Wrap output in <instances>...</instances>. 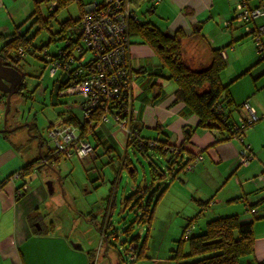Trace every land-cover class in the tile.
I'll return each instance as SVG.
<instances>
[{"label": "crops", "instance_id": "1", "mask_svg": "<svg viewBox=\"0 0 264 264\" xmlns=\"http://www.w3.org/2000/svg\"><path fill=\"white\" fill-rule=\"evenodd\" d=\"M83 1L84 12L97 0ZM248 4L253 8L259 5L264 7L263 0H248ZM11 5V0H0L1 17L7 12L6 19L11 20L13 16L10 12ZM233 7L232 0H162L152 9L148 6L147 10L151 14H161L159 19L163 20L164 25L160 26L164 31L173 35L176 31L185 33L182 54L190 68L198 70L209 67L214 57V50H225L226 68L222 70L219 78L222 84L229 85L228 100L232 101L231 108L235 109L236 106L249 102L258 115H264V60L255 52L253 41L250 37H246V32L235 26L224 29V23L232 18ZM152 23L154 24V21ZM9 24L7 20L1 23V35L11 33ZM255 24H264V15L256 20ZM138 39L139 44L146 45L140 38ZM152 52L145 50L143 46L136 48L131 46L130 49L131 66H140L145 70L133 79L132 89L137 110L134 125L146 138H154L157 141L168 140L170 145L182 144L185 160L190 155H193L195 160L202 156V160L193 161L191 170L179 173L175 182L180 181L179 185L186 193L181 199L190 209L187 221L201 211L204 215L208 213L207 218L210 217L211 220L217 219L222 214L218 212L220 210L226 214L220 215L223 217L238 215L240 221L252 223L254 226L253 263H264V182L256 179L264 171V121L256 123L245 133L244 142L224 140L219 137L218 132L198 127V117L187 112L184 104L175 103L177 82L169 78L168 70L161 69L159 58L153 50ZM90 56L91 54L87 55L88 58ZM53 82V79H45L36 93L45 94L50 87L48 85H51L49 98L53 104L61 103L67 99V96H62L60 92L56 93L52 86ZM77 102L78 99L74 103ZM79 103L80 101L69 105V111L60 113L54 121L55 124L63 120L78 125L74 121L77 117L73 110H81ZM233 113L235 116L236 112ZM116 127L114 122L106 126L93 124L88 140L95 146L99 162H104L105 156L101 155L103 149L108 155H118L121 160V171L127 166L126 168L131 172L133 166H130L132 161L127 154L129 148L127 137L123 130L116 133ZM3 136L10 147L5 146L0 152V169L9 166L19 152L34 149L31 147L32 143H28L29 138L13 136L12 132ZM35 137L38 139L37 135ZM245 145L254 154V161L249 167L244 168L239 165L238 159ZM122 153L125 154L124 157ZM111 159L113 162V158ZM33 160L30 159L20 167L17 163L18 168L12 173ZM111 161L109 165L114 166L113 163L110 164ZM8 176L3 180L4 182ZM21 182H6L2 188L0 187V228L4 219L8 221L9 228L10 223L14 221L17 227L21 211L19 216L21 232L5 236L0 234V264H93L91 251L82 246L72 245L65 239L63 233L51 231L49 234L44 232L37 234L30 230L25 219L28 212L26 209L24 211V204L16 202L14 195L15 186L20 185ZM204 202H210L205 209L201 205ZM216 207L220 208L216 209Z\"/></svg>", "mask_w": 264, "mask_h": 264}, {"label": "rangeland", "instance_id": "2", "mask_svg": "<svg viewBox=\"0 0 264 264\" xmlns=\"http://www.w3.org/2000/svg\"><path fill=\"white\" fill-rule=\"evenodd\" d=\"M11 1L10 12L14 17L11 15V20H8L7 12L4 13V17L0 14V25L7 20L11 26V33L7 38H12L20 31L23 36L31 40L33 48L19 61L27 75L25 81L27 88L22 94L12 98L11 113L7 121L8 125L17 123L15 126H21L22 124L21 128L15 132L12 131L13 136L28 139L37 135L38 139L35 138L31 142V147L34 148L32 151L19 152L9 166L0 169V183L18 168L17 163L20 167L30 159L35 160L38 157L41 152L40 140L43 142V152H47L46 141L49 139L47 134L49 128L55 124L54 121L60 113L69 111V105L77 104L81 100L73 96L64 98L65 100L61 103L53 104L49 98L52 91L51 85H48L50 87L45 94L36 93L45 81L39 79L44 73L46 64L43 61L44 52L40 50L45 48L49 54H54L58 48L65 46V42L59 41L57 32L64 21L76 20L81 16L79 2L75 0L70 5L55 11L56 9H51L44 0ZM236 1L232 0L234 7L231 17L236 14ZM148 6H150L149 2L137 8L139 19L144 22L154 21V24L160 28L164 25L163 20L159 19L161 14H151L147 10ZM40 14L46 20L41 24L38 22ZM234 26L247 32L245 26H240L237 22H234ZM246 37H250L253 41L252 35ZM53 38L58 41H53ZM131 43L132 48L143 46L145 50L152 52L147 45L139 44L138 38L133 37ZM253 47L256 52L255 41H253ZM77 99L78 102L74 103ZM73 111L80 126L84 125L82 111L78 109ZM5 113V107L0 103V129L5 127ZM240 115L241 113L236 111L235 119H240ZM32 123L36 127L30 133L31 126L28 125ZM119 130L116 127V133ZM5 146L9 148L10 144L0 133V152L5 149ZM127 151L129 160L132 161L128 160V162L130 166H133L131 172L126 168L127 166L121 171V160L118 155H108L103 149L101 155L105 157L102 163L98 161L99 158L94 163L88 164L76 156L71 158L62 156L52 167L40 165L38 172L25 178L30 190L16 202L24 204V211L26 209L27 212L42 216L45 234L51 231L63 233L65 239L72 245L82 246L91 251L93 264H183L206 257L192 256L189 242L181 243L182 229L186 225L190 209L181 199V196H185L186 193L179 185L180 181L175 183L178 178L172 176L168 170L169 167L177 170L178 164L174 163L170 166L168 162L170 155L166 158H160L158 155L149 157L150 155L135 150L132 145ZM124 156L125 154L122 153V157ZM110 161V164L113 163L114 166L109 165ZM151 161L160 165L166 176L162 180L155 181L154 185H152L154 180L150 174ZM146 186H150L151 189L140 193L139 189L145 190ZM164 187H167L166 192L157 203L152 221L148 223L143 219L147 209L145 204L153 193L156 195ZM141 201L144 207L138 204L142 203ZM155 204L156 200L152 202V205ZM218 212L222 213L220 215H226L221 210ZM220 215L219 217H223ZM19 216L17 227L14 221L10 223L9 228L8 221L4 219L0 228L2 236L21 232ZM208 216V213L202 214L197 223L195 222L197 224L195 227H198L194 230L196 233L205 231L207 221L211 220L210 217L207 218Z\"/></svg>", "mask_w": 264, "mask_h": 264}, {"label": "trees", "instance_id": "3", "mask_svg": "<svg viewBox=\"0 0 264 264\" xmlns=\"http://www.w3.org/2000/svg\"><path fill=\"white\" fill-rule=\"evenodd\" d=\"M44 2L50 5L51 9L53 8L56 9L55 11H58L64 8L65 6L70 5L72 2H75V0H44ZM78 2L81 8V16L76 20L68 19L61 24L62 27L57 32V35H59V41L65 42V46L63 48H58V51H56L54 54H49L52 57L59 58V50L64 51V53L68 51L72 52L73 50L74 41L77 39L76 37L78 36L81 28L80 20L82 15L84 14L82 11V3L84 1ZM147 2L150 3V0H132V7L134 10H137V8L141 4ZM149 7V9L154 8V6H152L151 4ZM44 21L46 22V20L40 14V17H38V22H40L41 24ZM130 34L132 37L140 38L143 43L150 46L154 51L156 57L159 58L161 69L168 70L169 78L176 80L177 88L175 90L174 96L175 103L178 102L184 104L187 112H190L191 114H194L198 117V127H204L211 131L214 130L219 133L220 138L224 140H232L229 137V134L231 133L233 127L237 124V119H235L233 111H238L239 108L244 104L236 106L235 109L231 108L232 101L228 100L230 97V92L228 90L229 85L222 84L221 79L219 78V75L222 70L226 68L225 58H223V56L220 54L222 49L214 50V57L209 67L194 70L190 68L187 63H185L182 56V42L185 38V33H183L182 31H176V33L173 35L167 31H164L161 27L159 28L152 22L140 21L139 23L136 22L131 24ZM248 35L249 34H247V36ZM7 37L8 35L4 36L0 34V43H2V45L0 46V57L3 58L5 62L11 61L12 63L17 64L19 66V61L22 58L18 56V50L27 49L31 47V52L33 48L32 42L26 36H23L20 31L13 35L12 38ZM67 40L69 41L67 42ZM53 41L56 42L58 40L56 38H53ZM43 50H45V48L40 51L42 52ZM35 54L36 53H34V55ZM258 54L264 60V56H262L260 53ZM45 57L43 58L44 62L46 61ZM141 70L142 71L140 73L145 71L143 67ZM53 80L54 84L52 86H54L53 88L55 89L56 93H58L62 89H65L68 86L69 79L68 76H66L65 74L60 73ZM23 87L27 88L26 83L23 84ZM5 97L6 96L4 95L3 99L0 100V103L3 104L4 107H6ZM10 110L9 114L11 113ZM100 117L101 113L98 112L95 115V118L93 119V124H100ZM74 121H76L80 126L79 121H77V118H75ZM6 124L7 127L10 128L14 127L17 123L8 125L7 121ZM255 124L256 123H254V125ZM28 126H31L30 133L33 131V128L36 127L34 123ZM80 128L83 132V135L88 137V134L92 132L93 125H91L88 121H85V124L81 125ZM134 128L135 130L139 131L135 125ZM139 133L142 136L140 131ZM2 134L6 135L8 133L3 132ZM142 137L146 138L144 136ZM35 138V136L29 138L28 143L34 141ZM152 140H155L157 142V145L153 149H145L141 151L138 150L135 144L132 142H128V145L129 147L130 145H132L133 148L140 153L150 155L149 157L158 155L160 158H166V156L170 155V158L168 159L170 166L174 163H177L178 169L175 170L174 167L168 166V170L171 175L176 178L179 177V173L188 171L186 170L187 166L190 164L191 161L195 160V157L193 155H190V157H188V159H186L184 162L175 159V150H177L178 147L183 149L182 144L170 145L168 144V140L159 139L157 141L154 138ZM39 144V146H41L42 151L41 155H38L35 160L26 164L25 166H23V168L17 170L16 172L12 173L5 180L6 182L13 181V183L21 181L23 182H21L20 185L15 186L14 195L16 200L20 197L25 196V193L28 192L27 189L22 192V195L17 194L18 190L22 189L24 185H28L27 181H24L26 177H29L34 172L38 171L37 169L40 165H49L50 167H52L53 164L59 162L60 158H54L51 151L47 150L46 153L43 152L44 146L41 140ZM246 147L248 148V146ZM249 150L251 149L249 148ZM182 151L183 150H181V152ZM183 153L184 152L180 154V157L183 155ZM149 165L150 174L154 180L152 185L155 184V181L162 180L164 177H166L162 168L160 167V165H157L156 162L151 161ZM18 172H22L23 177H21L20 179H14L13 176ZM6 182L3 181L0 187L2 188ZM149 187L150 186H146L144 188L145 190L139 189V192H147L149 189H151ZM166 189L167 187L162 188L156 195L153 193V195L150 196L148 203L145 204L147 209L145 210L146 216L143 219H145L146 222L150 223L152 221L155 215L154 212L157 203L160 201V199L166 192ZM155 200L156 204L152 205V202ZM141 202L142 203L138 204H140V207H144L143 201ZM209 204L210 202L201 203L203 209H205V207ZM202 214L203 211H201L195 217L189 219L186 222L187 224L182 229L181 243L185 241L189 242L190 254L192 256L203 255L206 257L195 260L194 262H187L183 264H249V262H251V264H254L252 261V255L254 253L255 245L254 226L252 223H243L239 220V216L236 214L229 215L226 217H217V219L208 221L205 226V231H203L202 233H196L194 231L196 230V226L191 232L190 236L185 238V236L183 235L185 229L192 226L193 223L197 222V220L201 217ZM25 219L32 232L38 234L39 232L41 233L44 231L45 223L43 222L42 216H40L38 213L34 214L32 212H28L26 214ZM38 226L40 227V229H38Z\"/></svg>", "mask_w": 264, "mask_h": 264}, {"label": "built area", "instance_id": "4", "mask_svg": "<svg viewBox=\"0 0 264 264\" xmlns=\"http://www.w3.org/2000/svg\"><path fill=\"white\" fill-rule=\"evenodd\" d=\"M83 2V0H78ZM162 0H150L152 6L159 5ZM55 5V4H53ZM235 16L224 23L226 29L232 28L234 22L245 26L247 34L252 35L255 41L256 52L264 56V24L256 25V20L264 15L262 5L251 7L248 0H237L235 3ZM80 20V31L74 41L72 52L59 50V58L46 56V66L40 80L55 79L60 73L68 76V86L60 90L62 96H75L81 98L79 109L83 118L93 125L95 115L100 112V125L106 126L114 122L127 136V142L135 144L138 150L153 149L157 142L143 138L134 128L136 114L135 97L133 94V79L142 71V67H132L130 62V49L132 36L130 27L132 23H139L138 11L133 9L132 0H99L89 7ZM253 23V24H252ZM30 48L19 49L18 56L23 58L30 52ZM91 54L90 58L87 57ZM227 58L225 50L220 53ZM17 56V57H18ZM241 113L229 137L232 140L244 142L246 130L264 121V115H258L249 102L237 111ZM49 139L46 141L48 150L56 159L66 156H76L82 162L92 164L97 159L96 149L83 135L80 126L71 122L59 120L47 132ZM183 150H175V159L184 162L180 157ZM202 160L199 156L194 161ZM239 165L249 167L254 161V154L243 146L239 153ZM193 161L186 170H191ZM22 172L16 173L13 178L20 179ZM264 182V171L258 177ZM28 189V185L18 190L17 194ZM195 228V223L184 231L185 238L189 237Z\"/></svg>", "mask_w": 264, "mask_h": 264}, {"label": "water", "instance_id": "5", "mask_svg": "<svg viewBox=\"0 0 264 264\" xmlns=\"http://www.w3.org/2000/svg\"><path fill=\"white\" fill-rule=\"evenodd\" d=\"M27 75L21 70V68L17 65L12 63L11 61H4L3 58L0 57V100L3 99L4 95L6 97V107H5V118L4 124L5 127L0 129V133L6 132L10 133L12 131L21 128V126L15 127H7V117L9 114V110L11 107L12 97L17 95L22 90V86L25 83ZM30 128V127H29ZM42 144V143H41Z\"/></svg>", "mask_w": 264, "mask_h": 264}, {"label": "flooded vegetation", "instance_id": "6", "mask_svg": "<svg viewBox=\"0 0 264 264\" xmlns=\"http://www.w3.org/2000/svg\"><path fill=\"white\" fill-rule=\"evenodd\" d=\"M19 67L21 68V70L24 72V70H23V68L21 67V65H19ZM25 73V72H24ZM26 81V80H25ZM23 87V86H22ZM26 88H22V90H21V93H23L24 92V90H25ZM6 97H7V95H5ZM6 97H5V99H6Z\"/></svg>", "mask_w": 264, "mask_h": 264}]
</instances>
